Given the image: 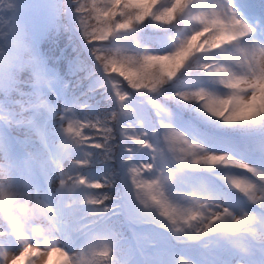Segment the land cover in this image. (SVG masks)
<instances>
[{"label":"snow or ice","instance_id":"obj_1","mask_svg":"<svg viewBox=\"0 0 264 264\" xmlns=\"http://www.w3.org/2000/svg\"><path fill=\"white\" fill-rule=\"evenodd\" d=\"M76 2L117 108L100 118L62 117L53 186L58 181L69 199L59 215L21 192L12 169L0 165V218L20 244L0 251V262L47 264L58 253L59 264H167L169 250L184 245L180 264H264V219H257L264 217V46L249 39L257 29L234 0ZM148 26L164 35L146 33ZM168 29L177 31L166 39ZM145 101L151 127L143 118L121 124ZM34 161L23 163L31 170ZM118 165H127L132 199L111 191ZM94 168L99 178L85 174ZM78 187L94 194L77 199ZM240 196L257 207L244 211ZM65 230L80 241L75 250L61 242Z\"/></svg>","mask_w":264,"mask_h":264},{"label":"trees","instance_id":"obj_2","mask_svg":"<svg viewBox=\"0 0 264 264\" xmlns=\"http://www.w3.org/2000/svg\"><path fill=\"white\" fill-rule=\"evenodd\" d=\"M82 2L83 0H81V3ZM219 3H225V0H220ZM234 3L235 5H239L243 10H252L255 14H258L261 18L264 19L263 0H234ZM68 5L69 0H55L56 18L47 27L45 35L39 41L38 55L46 67L47 76L53 78L59 88V97L63 100L64 114L71 115L73 119L100 118L103 115L114 111L117 108V102L115 100L110 99V96H112L113 94L112 89H110L105 84V78L103 76V73L106 72L104 71L102 65L97 60L96 55L93 52L94 45H92V47L86 46L90 49V60L86 58L84 52L82 53V51H84L82 45L84 41L86 42L88 40V38L86 37L83 27L81 25L80 13L77 15L76 18V28L78 30L79 35L81 36L80 42L75 39L72 44L69 45L68 48L64 49L59 60H53V55L58 50L59 46L65 40L70 39L72 37V35L69 34L67 31V25L65 22V15L67 13ZM75 6L78 8L79 4H75ZM91 23L93 25H96L97 22L93 19ZM1 24H3L2 29L4 31H7L8 27H10L11 32V36L9 37V45L8 47L3 49L4 56L1 57L0 61V64L4 65L11 61H18L21 52L24 51V48H20L19 44L22 38H26L28 24L26 20L21 24L17 21H12V23L2 22ZM143 30L149 32V34L152 35L163 32L162 29L155 28L154 26L145 27ZM171 32H175V30H167V33ZM150 45H152L153 47H159L158 44ZM73 54L74 57H72ZM13 77L16 79V81L13 82L14 88L12 90H10L4 84V82H0V96H3L5 94H10L12 96H23L24 101L22 105L5 106V108L2 110L3 113L6 112L8 116L12 118L13 122H15L14 120H25L30 118L33 113V105H38L40 101L37 98V94L32 85L35 84L33 82L35 81V75L33 74V70L30 67L25 66L23 69L20 68L18 72L13 74ZM88 92H95V97L91 99L87 95ZM9 126L10 129L14 132L32 134L26 127H20L18 124L14 125L13 123H9ZM59 130L51 131L53 140L57 141V156L61 146ZM31 139L32 140L29 147L33 151L34 158L39 159L44 163H48L45 152L42 148H40L34 136ZM0 158H4L1 150ZM13 175L15 176L14 172ZM96 178H99L98 172ZM15 181L17 188L21 192H25L20 186V184L17 182L16 176ZM117 189L118 188L111 190L114 195L118 194L119 189L118 191ZM92 194L94 193H92L91 191L88 192L86 198L88 195ZM80 197L85 198L83 196ZM67 198V191L58 193V199L61 200L62 204L68 200ZM151 215L155 216V213L152 212ZM0 230H5L7 232L5 236L8 235L9 229L4 226V223L1 219ZM3 238V236L0 237V239ZM5 250H7L6 246L4 244L0 245V251ZM0 264H2V262H0Z\"/></svg>","mask_w":264,"mask_h":264},{"label":"rangeland","instance_id":"obj_3","mask_svg":"<svg viewBox=\"0 0 264 264\" xmlns=\"http://www.w3.org/2000/svg\"><path fill=\"white\" fill-rule=\"evenodd\" d=\"M14 1V5H12V9H4L1 4H0V12H9L8 16L10 17H16V19L18 21L21 20L22 17L26 18L27 21L30 24V30L32 31L30 33L32 39H31V46L34 49V51L36 50V42L35 39H37L38 37H41V35L45 32L46 28L52 23V21L55 20L56 18V9H55V0H13ZM219 2V0H217V2L215 4H217ZM239 13L241 15V17L252 27H255L257 30L256 32L258 33V37L255 38L253 40V42L257 43L259 46H264V21H261L260 18H258L256 15H254L251 11L249 10H239ZM2 35H0V46H3V43L6 39V37L3 39V37H1ZM6 36V33H5ZM34 59V60H33ZM33 62L36 63L37 67L39 68V73L42 72V63L41 61L37 58V56L32 58ZM0 72L1 73H9L10 70L5 69L1 64H0ZM47 80V81H46ZM40 82H43V84L45 85V87L49 84V82H53V79H42L41 77L39 78ZM49 81V82H48ZM45 97V102L44 105L45 107H48V105H52L51 100H53V96L50 95V93H46L44 94ZM38 109H35V113H37V116L41 117L45 114V111H41ZM62 117H67L69 118V116L63 114L62 109H61V105L59 104L57 107V111L55 113L54 119L51 123L50 126H52L53 128H58L61 127L64 124V120L62 119ZM0 130H4L3 125L0 124ZM4 132V131H3ZM47 136L49 137V140H52V135H51V130L47 129L46 131ZM60 144L61 140H60ZM12 146L9 143L8 138L5 135H0V147L8 154H10L11 158L14 159V161H17V163L19 165L23 164V159L19 158L20 156L18 154H16L15 152H18L15 148L13 149V147H9ZM59 145V142H58ZM20 170V168H19ZM48 170V169H47ZM50 175H51V180L53 183V180L58 177V168L54 167L53 170H48ZM90 176V175H89ZM30 177H31V171L27 170L26 172V185L31 186L33 184V182L35 181L34 177V181L31 180L30 182ZM124 181L126 182V184L129 186V190L131 187L130 184V179L129 177L124 176ZM60 189L59 188V183L58 181L55 184V187L52 185L51 190L47 191H40V196L43 199H47L48 197H46V195L49 194H55V192ZM128 190V199H132V195L130 193V191ZM34 195V193L32 194ZM75 198L80 199V197L75 196ZM69 199V197L67 198ZM247 203L251 206L254 205L251 203V201L247 200ZM52 205V203H51ZM248 205H241L242 209L244 211H248V212H252L255 208H252ZM63 204L61 202V200H59V210L63 211L62 209ZM237 211H240V209H237ZM59 215V213H57ZM257 219H264V217H257ZM24 231V230H23ZM191 232V230H186ZM26 232V231H24ZM27 233V232H26ZM75 237L74 233H63L62 234V243L64 244L65 247H67L70 251L75 250L76 246L72 247L71 246V241L72 239ZM184 239H188V237H184ZM33 241L37 240V237L35 236L34 238H32ZM20 244L17 242L15 247L11 248L9 247L7 250L12 251V250H19ZM38 255V254H37ZM177 255V253H174L172 255V257H170V259L168 258L167 264H178V261H173V259L175 258V256ZM183 256H188V253H183ZM191 258V257H188ZM61 257L59 256L58 253H53V255L51 257L46 258L47 264H59V262L61 261ZM26 264V262H25ZM41 264H44V262H41Z\"/></svg>","mask_w":264,"mask_h":264},{"label":"clouds","instance_id":"obj_4","mask_svg":"<svg viewBox=\"0 0 264 264\" xmlns=\"http://www.w3.org/2000/svg\"><path fill=\"white\" fill-rule=\"evenodd\" d=\"M3 178H0V180H2Z\"/></svg>","mask_w":264,"mask_h":264}]
</instances>
